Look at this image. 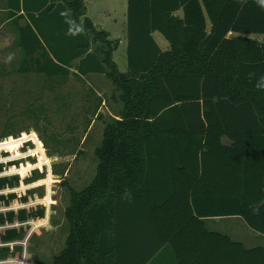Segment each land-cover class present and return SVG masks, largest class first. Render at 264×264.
<instances>
[{
    "label": "trees",
    "instance_id": "16d2710c",
    "mask_svg": "<svg viewBox=\"0 0 264 264\" xmlns=\"http://www.w3.org/2000/svg\"><path fill=\"white\" fill-rule=\"evenodd\" d=\"M7 6L23 53L19 74L58 85L103 75L122 104L96 151L94 180L71 191L69 235L52 264H150L168 246L166 264H264V247L247 248L206 223L241 217L264 235V41L253 37L264 36L262 0H127L126 72L114 60L119 41L95 26L85 0ZM81 22L82 34H68ZM43 111L31 106L23 116L39 120ZM16 120L3 125L0 141L30 131ZM18 184L0 178V190ZM27 201L0 194V207ZM44 216V208L0 212V227ZM22 235L0 230V243Z\"/></svg>",
    "mask_w": 264,
    "mask_h": 264
},
{
    "label": "rangeland",
    "instance_id": "374dc122",
    "mask_svg": "<svg viewBox=\"0 0 264 264\" xmlns=\"http://www.w3.org/2000/svg\"><path fill=\"white\" fill-rule=\"evenodd\" d=\"M262 2L264 3V0ZM86 7L88 8L87 15L95 26L108 32L111 40L119 41L114 60L119 70L126 72L127 0H87ZM2 19L3 21L8 20L7 13L0 12V24ZM19 23L25 24L24 21ZM5 24L6 27L0 29V134L7 120L15 116L19 128L34 129L38 133L39 139L43 141L42 148L46 150L47 157H59L60 159L51 164L50 173L48 166L44 165L43 171L35 169L25 176L23 179L25 186L32 185L35 181L43 182L37 187L20 190L21 177L18 174L7 176L19 178L18 185L8 188L18 191H11L7 194L15 193L19 198L27 196L28 201L15 202L24 207H0V212L17 213L22 209L36 210L39 208H44L46 211L43 204L36 202L37 199H44L46 186L51 201L55 203L51 204L50 221L47 227L31 230V224L24 225L19 221L0 227V230L16 228L20 231L21 228L23 229L20 239L5 246L8 251L0 254V260L9 258L24 260L26 252L28 259L25 264H52L53 257L65 247L69 235L70 227L65 212L70 205L71 191H80L94 180L99 164L96 151L102 146L106 127L119 116L122 104L119 99L114 98V86L103 75H90L83 79L70 75L63 84L58 85L50 82L42 74L32 73L26 76L19 74L23 53L13 46L14 39L18 38L16 23L9 21ZM253 37L260 42L264 41L263 35ZM154 38L162 50L169 49L170 45L162 34L157 32ZM10 54L13 58L6 63V58ZM116 95L118 96L117 93ZM100 100L102 103L99 105ZM31 106L32 112L44 110L45 116H41L39 120H35L33 115L30 118L23 116ZM4 139L6 138L1 141ZM36 147L37 145L28 141L18 151L23 154L28 149ZM48 149L51 150L52 155ZM9 156H15V153L0 151V157ZM11 162H15L16 168L19 169L21 165L27 163L36 164L38 158L28 155L14 158L7 163H0V166H3L2 172L12 167ZM31 177L32 179L39 178L27 182ZM225 224L224 229L230 231L229 234L232 237L237 233L247 237L255 232L241 217L228 219ZM172 257L173 250L168 246L158 257V261L150 264H164L170 262Z\"/></svg>",
    "mask_w": 264,
    "mask_h": 264
},
{
    "label": "clouds",
    "instance_id": "9594fccd",
    "mask_svg": "<svg viewBox=\"0 0 264 264\" xmlns=\"http://www.w3.org/2000/svg\"><path fill=\"white\" fill-rule=\"evenodd\" d=\"M69 11H65L61 13V16H66ZM84 32V26L83 23H80V26L77 28L75 32H73L72 28H69V33L71 35H77V34H82ZM12 55L10 54L6 58V63L10 62L12 59ZM262 80H264V77H261ZM257 87H261L260 85H257ZM31 141L33 144L37 145L35 149H28L25 153L21 154L18 149L23 146L24 143ZM43 141L39 139L38 133L32 129L29 132H21L20 136L18 138H13L12 136L7 137L6 139L0 141V151H8L15 153V156H9L7 158L0 157V163H7L9 160H12L14 158H20V157H26L28 155L36 156L38 158V162L36 164H31L27 163L26 165H21V167L18 169L16 168L15 165H13L11 168L7 169L5 172H0V178L3 176H10L12 174H18L21 177V187L20 190H23L25 188L29 187H37L40 186L43 182L42 181H35L33 182L32 185H27L25 186L23 184V179L25 178L26 175L30 174L32 170L39 169L40 171L44 170V165H47L49 168V173L51 170V164L56 161H59V157H47L46 156V150L42 148ZM11 191H18L17 189H8L7 187L4 190H0V194H7L8 192ZM45 201H49V203H45ZM30 203L32 200L30 199ZM37 203L43 204L46 211H45V217L41 219H37L35 221H25L22 224H31L32 229L31 230H37L40 227H47L49 225L50 221V215H51V204L55 203L54 201H51L50 195L48 194L47 191V186H46V195L43 200L37 199ZM261 204H264V201H261ZM18 207H24V205H17L15 202L10 208H18ZM259 207L260 205H257L256 207L253 208V212L255 214L259 213ZM11 242H5V243H0V247L3 246H9ZM28 259V255L25 252L24 253V260H17L13 258H9L8 260H0V264H25V261Z\"/></svg>",
    "mask_w": 264,
    "mask_h": 264
},
{
    "label": "crops",
    "instance_id": "0c3cea01",
    "mask_svg": "<svg viewBox=\"0 0 264 264\" xmlns=\"http://www.w3.org/2000/svg\"><path fill=\"white\" fill-rule=\"evenodd\" d=\"M86 1L87 0H85V2ZM0 8H3V9H0V12H2V13H8L9 12V9H8L9 7L7 6V0H0ZM21 13H23V12H21ZM21 13H18V15ZM87 14H88V8H87ZM3 20L4 19H2V22L0 24V29L6 27V24H5L6 22L14 21L15 18L8 19L7 21H3ZM23 21L25 22V20H23ZM72 70H74V68H72ZM235 218H237V217L236 216H232V217H211V218L206 219V223H207L209 229H211L213 231H217V232L227 234L232 239L244 243V245L247 248H253V247H257V246L264 247V235H261L257 232H253L252 234H249L247 237H245L244 235H239V233L233 235V237H232V235L229 234L230 231H227L226 229H224V228H226V227H224V225H226L225 222L228 219H235ZM156 261H158V260H156ZM164 264H166V263H164Z\"/></svg>",
    "mask_w": 264,
    "mask_h": 264
}]
</instances>
